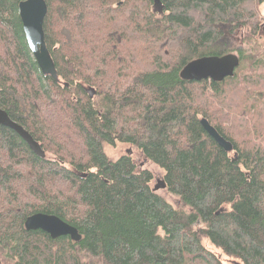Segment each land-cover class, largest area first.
Returning a JSON list of instances; mask_svg holds the SVG:
<instances>
[{
    "label": "trees",
    "instance_id": "obj_1",
    "mask_svg": "<svg viewBox=\"0 0 264 264\" xmlns=\"http://www.w3.org/2000/svg\"><path fill=\"white\" fill-rule=\"evenodd\" d=\"M0 0V108L43 158L0 127V251L9 264H264V0H45L44 40L58 81L32 57ZM248 48L222 81L184 80L185 63ZM95 90L93 97L87 88ZM233 145L225 152L200 118ZM129 144L162 170L178 206L152 189ZM233 155H230V153ZM42 212L79 241L26 230Z\"/></svg>",
    "mask_w": 264,
    "mask_h": 264
},
{
    "label": "water",
    "instance_id": "obj_2",
    "mask_svg": "<svg viewBox=\"0 0 264 264\" xmlns=\"http://www.w3.org/2000/svg\"><path fill=\"white\" fill-rule=\"evenodd\" d=\"M156 4L159 2L154 1ZM45 0H21L18 3V14L22 23V29L32 57L35 59L39 70L43 75H49L58 81L57 71L55 65L50 57L49 50L47 49L44 40L43 32V18L47 13V6ZM239 57L236 53L229 52L223 55H206L195 58L182 67L179 77L184 80L210 79L212 81H222L226 77L233 76L235 69L239 66ZM89 97H93L95 90L92 87L87 88ZM201 127L206 133L225 151L230 152L233 150L232 143L225 139L219 132L212 127L210 122L202 117L200 118ZM8 127L12 129L16 135L22 138L29 149L37 156L43 158L45 152L40 147L32 135L19 123L14 122L5 110L0 108V127ZM127 152H130L129 150ZM165 188L164 180H159L152 189L157 191ZM26 230L40 229L48 234L51 238L60 236H69L73 241H79L77 228L63 222L58 216L53 214H46L37 212L26 217L24 221Z\"/></svg>",
    "mask_w": 264,
    "mask_h": 264
},
{
    "label": "rangeland",
    "instance_id": "obj_3",
    "mask_svg": "<svg viewBox=\"0 0 264 264\" xmlns=\"http://www.w3.org/2000/svg\"><path fill=\"white\" fill-rule=\"evenodd\" d=\"M259 11L264 18V5L259 6ZM241 31L240 30H234L232 31H227L225 34V40L227 41L228 48H231L233 50V53H236V49L238 48H248L247 44H243L241 41ZM130 151V156H132V159L136 163V166L138 169H143L146 168L149 171H151L153 175V179H151V185L154 186L155 184L158 183L160 179H162V170L160 168H157L156 165L150 164L143 156H141V153L137 151L135 148L130 146L129 144H117L114 147L110 146H105V152L110 158H117V156L121 154H125L127 151ZM47 156H51L52 154L49 152H45ZM230 155H233L231 152ZM160 194H162L170 203L171 205L178 206V201L177 199L166 193L163 190H158ZM205 246L207 247L208 250H210L213 255H215L221 264H242L239 260L230 258L222 254V252L209 245L207 242H205ZM0 264H9L8 261L3 257L2 252L0 251Z\"/></svg>",
    "mask_w": 264,
    "mask_h": 264
}]
</instances>
